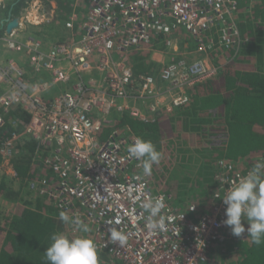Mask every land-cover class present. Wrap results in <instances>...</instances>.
<instances>
[{
    "label": "built area",
    "instance_id": "obj_1",
    "mask_svg": "<svg viewBox=\"0 0 264 264\" xmlns=\"http://www.w3.org/2000/svg\"><path fill=\"white\" fill-rule=\"evenodd\" d=\"M73 4L62 20L69 30L63 38L46 42L27 31L61 22L44 0H29L17 26L0 35V127L13 109L28 115L27 120L10 121L13 130L0 147L3 175L19 181L17 189L29 193L24 200L33 207L41 201L78 216L88 225L87 236L97 250L112 257L107 264H222L209 250L223 251L230 241L246 240V234L237 238L223 224L222 197L251 168L214 159L217 186L208 205L191 201L185 210L179 209L161 184L151 190L140 161L128 152L138 136L115 127V122L124 114L152 120L191 102L193 85L217 74L222 60H232L249 41L238 26L236 0H76ZM3 5L0 0V8ZM181 28L191 42L180 47ZM157 41L170 49L164 50L170 58L156 74L137 72L133 51L157 50ZM136 103L146 105L149 114ZM104 128H111L106 139L101 137ZM27 141L35 142L32 159L46 174L23 181L16 176L12 159ZM141 183L144 194L164 198L167 231L152 234L146 229L144 195L140 200H135L138 193L129 196V189ZM110 226L126 232L125 247L109 243ZM68 227L81 235L74 225Z\"/></svg>",
    "mask_w": 264,
    "mask_h": 264
},
{
    "label": "trees",
    "instance_id": "obj_2",
    "mask_svg": "<svg viewBox=\"0 0 264 264\" xmlns=\"http://www.w3.org/2000/svg\"><path fill=\"white\" fill-rule=\"evenodd\" d=\"M28 1L5 0L0 8V35L5 33L12 19L20 16ZM44 1L48 8L55 7L59 19H67L74 8L73 0ZM236 8L238 26L249 41L240 47L225 68V65L222 66L214 76L193 85L190 93L194 98L180 108L176 117L158 116L150 121H141L124 114L116 120L115 126L127 128L138 137L151 140L161 153L163 139L179 137L175 133L185 131L187 133H183L182 137L188 144H195L201 149L203 147L215 159L237 161L263 154L264 0H236ZM136 70L143 72L146 69L138 63ZM4 118L5 123L0 127V147L13 130L10 121L27 120L28 115L21 109H13ZM105 130H108L106 135ZM110 131L111 128H105L102 138H108ZM193 137L197 138L195 142ZM35 148V142L27 141L12 159L16 176L20 180L46 174L44 167L32 159ZM255 162H251L248 168H252ZM215 178L209 191L217 186ZM171 185L172 181L166 190L172 195L173 204L185 210L187 204L170 192ZM212 191L204 196L205 201L210 200ZM0 196L5 205L20 203L6 216L0 212V218H4L0 222V264H49L44 252L51 244V235L64 233L73 237L69 233L72 227H67L70 224L60 220L57 207L41 201H37L33 207L30 200H24L22 189H13L3 180L0 181ZM205 201L202 203L204 206ZM202 212L203 209L200 210ZM190 214L195 218L194 214ZM242 223L247 227L246 221ZM222 249L211 248L209 255L220 259L222 264H264V243L257 246L248 238L244 241H230ZM97 252L99 264H107L112 259L105 251Z\"/></svg>",
    "mask_w": 264,
    "mask_h": 264
},
{
    "label": "clouds",
    "instance_id": "obj_3",
    "mask_svg": "<svg viewBox=\"0 0 264 264\" xmlns=\"http://www.w3.org/2000/svg\"><path fill=\"white\" fill-rule=\"evenodd\" d=\"M128 152L131 157L140 161L143 176H150L153 165H158L162 159V153L156 150L152 141L141 137L135 138L134 143L129 145ZM136 179L141 177L137 176ZM143 189L144 185L138 184L129 189V196L133 192L138 193L135 200H140L141 195H144L141 208L148 214L146 229L152 234L167 231L165 216L162 214L167 207L164 198L148 196ZM222 200L226 205L223 224L231 229V234L237 238L246 234V239L250 238L257 246L264 243V159L255 162L246 175L233 182ZM59 218L65 224L74 225L83 234L69 237L64 233H53L51 244L44 252L49 264H99L97 245L86 235L90 231L88 225L78 216L72 217L66 212H60ZM242 221L247 222V227ZM115 223L119 224L120 220L117 219ZM108 239L109 243L118 245L119 248L128 243L126 232L111 226L108 228Z\"/></svg>",
    "mask_w": 264,
    "mask_h": 264
},
{
    "label": "rangeland",
    "instance_id": "obj_4",
    "mask_svg": "<svg viewBox=\"0 0 264 264\" xmlns=\"http://www.w3.org/2000/svg\"><path fill=\"white\" fill-rule=\"evenodd\" d=\"M57 14L58 12L56 10L55 15ZM60 20L61 22L59 23V25H53L52 22H49L44 25L33 26L31 29L27 31H30V33L35 34L40 38H43L46 42H51L54 40V38L56 39V37L53 34L54 33L59 34L61 32L63 27L62 20L64 21L66 19H60ZM63 37L64 35L59 36V38H63ZM164 50H167V48H165ZM167 55L169 59L170 54ZM161 67L162 65H160L158 70ZM104 129L102 130V132L104 131ZM107 133L108 130H105L104 134L106 135ZM101 137H102V133H101ZM192 139L194 142L195 140H197V138L194 137ZM186 141L187 140H185V138L182 136L176 137L174 139L171 138L163 139L161 162L158 165L154 164L155 166L152 169V174L149 176V180L151 182L150 188L152 191L155 190L156 188L155 184L158 183L161 184V187H163L166 190L168 183L172 181L173 183V185H171L172 191L170 192L178 196L176 198H181V201L183 200L182 202L185 203V205L191 201H197L199 203V201H202L203 199L204 202L206 199L204 198V196L212 191V190L209 191V189L211 187L210 185L214 181L213 180L214 157L210 156L208 152H205V149L203 150V147L201 149L200 146H197L195 144H188ZM263 154L254 156L253 158L250 159H239L236 162H238L237 164L241 167H250L252 164L251 162H255L259 160V157H261ZM3 173L5 172L3 171V168L0 167V181L3 180L13 189H17L18 187H20L19 181L15 180L13 177L3 175ZM166 191L169 192L168 189ZM23 197H29L26 196V192L24 189H23ZM0 202L2 201L0 200ZM2 203L3 204L0 203V212L2 216L4 215L6 216V214L9 211L15 209L20 204L19 202H17L14 205L12 204L5 205L4 202ZM205 204H207L206 201ZM3 219L4 218L1 217L0 222H2ZM69 233H71L73 237H75V235L78 234V232H74V233L69 232ZM82 234L83 233H81V235Z\"/></svg>",
    "mask_w": 264,
    "mask_h": 264
},
{
    "label": "crops",
    "instance_id": "obj_5",
    "mask_svg": "<svg viewBox=\"0 0 264 264\" xmlns=\"http://www.w3.org/2000/svg\"><path fill=\"white\" fill-rule=\"evenodd\" d=\"M4 2H5V0H3V4H4ZM74 3V2H73ZM51 8V7H50ZM53 10H55L56 11V9H55V7H53ZM33 26H31V27H29L28 28V30L29 29H31ZM28 32H30V31H28ZM178 36H177V38H180L179 39V45H180V47H181V45L182 44H184V43H190L191 42V38L187 35V34H185L186 33V31L184 30V29H180L178 32ZM56 38H59V36L60 35H69V30H66V29H64L63 27H62V30H61V32L59 33V34H56V33H54L53 34ZM157 43V50H153V51H151V50H149V49H146V50H139V51H133V53H132V59H133V63H134V68H135V70L137 69V65H138V63L139 64H143V66L145 67V71H137V72H142V73H148V72H152V71H154V73L156 74L157 73V70H158V68L160 67V65H162L163 63H165L166 61H167V59H168V53H166L165 51H164V49L162 48V47H164V44L161 42V41H157L156 42ZM154 46H156V44L154 45ZM163 49V50H162ZM229 53H226L225 54V60H226V58H229ZM231 61V59L229 60V61H223L222 60V62L224 63V68L229 64V62ZM223 68V69H224ZM191 95V94H190ZM194 98V96H192L191 95V100ZM137 105H138V107L142 110V112L145 114V115H148L149 114V112H148V109L146 108V105H143V104H141V103H136ZM180 108L181 107H179V108H176V109H174L172 112H170V113H163V114H161V115H157V116H155V117H158V116H170V115H172V116H174V117H176L177 116V114L180 112ZM115 114V113H114ZM155 115V114H154ZM150 116V118H151V114L149 115ZM121 117V116H120ZM120 117H116V119H119ZM154 117V116H153ZM154 117V118H155ZM153 118V119H154ZM141 121H143V120H141ZM144 121H146V120H144ZM148 121H150V119L148 120ZM183 133H187V132H185V131H179V132H176L175 134H178L179 136H184V134ZM136 135V134H135ZM171 139H174V138H171ZM213 157H215V156H213ZM215 159V158H214Z\"/></svg>",
    "mask_w": 264,
    "mask_h": 264
},
{
    "label": "water",
    "instance_id": "obj_6",
    "mask_svg": "<svg viewBox=\"0 0 264 264\" xmlns=\"http://www.w3.org/2000/svg\"><path fill=\"white\" fill-rule=\"evenodd\" d=\"M17 21H18L17 17L14 18V19H12V21H10V22L8 23L7 28H6V31L9 32V31H11V29H12L13 27L17 26Z\"/></svg>",
    "mask_w": 264,
    "mask_h": 264
}]
</instances>
